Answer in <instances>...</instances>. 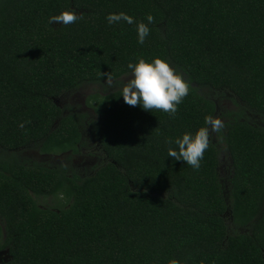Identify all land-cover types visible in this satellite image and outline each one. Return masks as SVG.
<instances>
[{"label": "trees", "instance_id": "trees-1", "mask_svg": "<svg viewBox=\"0 0 264 264\" xmlns=\"http://www.w3.org/2000/svg\"><path fill=\"white\" fill-rule=\"evenodd\" d=\"M64 11L77 21L48 23ZM121 12L134 23H107ZM153 58L189 85L174 115L122 90L91 98L92 116L55 103ZM206 117L223 147L209 128L198 170L169 158ZM85 134L99 155L86 174L17 155H78ZM0 222V264H264V0H0Z\"/></svg>", "mask_w": 264, "mask_h": 264}, {"label": "clouds", "instance_id": "clouds-1", "mask_svg": "<svg viewBox=\"0 0 264 264\" xmlns=\"http://www.w3.org/2000/svg\"><path fill=\"white\" fill-rule=\"evenodd\" d=\"M78 17L74 12L64 11L58 16L50 17L48 23H59L69 25L77 21ZM151 15L146 16L147 24L136 23L137 43L144 44L149 35L148 24L153 23ZM108 24L119 23L133 24L131 16L121 13H110L106 16ZM130 70V79L127 80L122 98L129 106H139L145 111L162 110L165 113L174 115L183 98L189 94L188 83L170 67L169 63L153 58L151 62L139 59L136 64L127 65ZM205 124L208 127L198 129L195 133H184L174 141L176 149L168 150V157L172 160L183 161L184 164L198 170L204 153L209 147V128L219 132L223 127V121L219 118L206 117ZM23 127V124L20 125Z\"/></svg>", "mask_w": 264, "mask_h": 264}, {"label": "rangeland", "instance_id": "rangeland-1", "mask_svg": "<svg viewBox=\"0 0 264 264\" xmlns=\"http://www.w3.org/2000/svg\"><path fill=\"white\" fill-rule=\"evenodd\" d=\"M130 78H131L130 75L121 78L120 80H118L119 85H115L114 82H107L103 86H84L78 91H75L71 94L61 97L60 99H57L55 103L63 110L67 106H69L76 109L77 111L87 113L88 115L92 116L93 113L89 108V103L91 98L102 97L105 96L106 94L113 93L114 91L117 90L123 91V88L127 80ZM220 106L225 111L235 110L234 104L228 98L221 99ZM251 118L253 120H256V118L253 117ZM212 135L216 140V143H218L217 132L212 131ZM84 139L86 141L85 147L83 148V150H81V152L78 155H72L70 153H66L62 155H43L33 148H28L21 152H18L17 155L22 159H28L39 163H45L51 166L71 165L75 167V169L80 174H86L91 170V168L94 165L98 163L99 155L97 152V147L94 145L88 134L84 135ZM218 144L220 145L221 148L223 147L222 143H218ZM221 156H222L221 173H222L223 183L227 184L228 179L230 177L229 160L224 152L222 153ZM63 201L64 200L59 202H63ZM38 203L44 207H53L54 205H58V200H55L53 198H44V199H39ZM8 260H9V256L7 252L0 253V263L7 262Z\"/></svg>", "mask_w": 264, "mask_h": 264}]
</instances>
